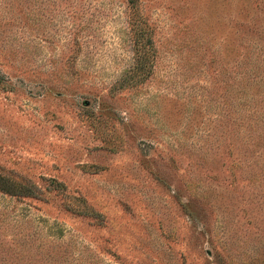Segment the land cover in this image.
<instances>
[{"label":"rangeland","instance_id":"374dc122","mask_svg":"<svg viewBox=\"0 0 264 264\" xmlns=\"http://www.w3.org/2000/svg\"><path fill=\"white\" fill-rule=\"evenodd\" d=\"M0 264H264V0H0Z\"/></svg>","mask_w":264,"mask_h":264},{"label":"trees","instance_id":"16d2710c","mask_svg":"<svg viewBox=\"0 0 264 264\" xmlns=\"http://www.w3.org/2000/svg\"><path fill=\"white\" fill-rule=\"evenodd\" d=\"M134 43H135V61H134V66L132 68V71L134 75L138 76H145V67L149 64L150 60V55L145 49L147 48L148 50V45L151 44L150 38L143 39V37H140L137 35L136 38H134ZM130 72V71H129ZM128 72V73H129ZM127 73V74H128ZM127 75H125L126 77Z\"/></svg>","mask_w":264,"mask_h":264}]
</instances>
